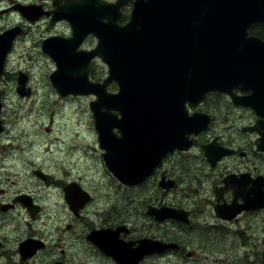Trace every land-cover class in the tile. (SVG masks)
<instances>
[{
	"label": "water",
	"instance_id": "95a60500",
	"mask_svg": "<svg viewBox=\"0 0 264 264\" xmlns=\"http://www.w3.org/2000/svg\"><path fill=\"white\" fill-rule=\"evenodd\" d=\"M126 5L131 6L129 19L120 25ZM53 7L51 22L67 20L72 37L43 41L41 50L55 65L49 82L60 97H95L89 109L102 158L119 183H141L166 154L191 146L189 136L205 130L209 118L200 113L187 116L185 104L199 102L208 92L227 94L233 104L253 110L261 120L249 130L258 133L256 149L264 153V41L247 35L250 23L264 25V0H55ZM14 9L28 21L43 15L33 6ZM18 34V28L0 34V74ZM89 35L97 40L95 49L75 51ZM96 57L108 69L102 83L88 77L89 63ZM25 80L19 78L20 95ZM111 83L118 88L114 94L107 92ZM233 89L250 94L240 97ZM202 149L211 165L232 152L216 140ZM246 176L223 179V189L233 191L234 201L214 207L220 220L231 222L242 212L264 209V178L257 177L248 188L242 181ZM173 186V181L159 184L164 189ZM69 187L79 193L76 185ZM221 192L215 190L217 202ZM80 193L84 203L87 194ZM236 197L243 204L238 205ZM67 203L71 206L69 198ZM146 215L158 222L173 219L189 224L186 211L165 206H148ZM117 229L107 251L117 264H139L147 255L179 248L143 239L129 250L118 240Z\"/></svg>",
	"mask_w": 264,
	"mask_h": 264
},
{
	"label": "rangeland",
	"instance_id": "374dc122",
	"mask_svg": "<svg viewBox=\"0 0 264 264\" xmlns=\"http://www.w3.org/2000/svg\"><path fill=\"white\" fill-rule=\"evenodd\" d=\"M5 4H10V0L2 2V6ZM2 6L0 5V11ZM130 10V6L123 8L122 19L129 16ZM19 20L15 15H0V30L18 23ZM39 27L41 32L45 31L44 23H40ZM60 32H64V29ZM24 37H27L26 40L20 46L18 41V47H15L8 58L6 70L13 74L17 70L26 69L30 76L32 95L29 99H18L14 91L9 89L10 85L7 86L4 82L0 83V91L7 93L4 116L11 126L8 133L13 124H19L29 138L17 132L14 139H10L9 151L4 148L1 150L4 151L3 156L10 158L14 155L13 165L25 161L28 165L33 163V166L51 168L52 174L58 180H79L84 188L92 192L94 200L95 196L98 198L89 209L90 215L105 213L113 220L124 221L129 225L131 234L175 242L181 246L179 254L172 251L147 257L141 264H259L254 257L264 248V212L244 213L230 223L217 220L213 214V190L218 178L229 170L243 168L237 157H227L222 164L214 168L209 166L202 150H196L192 156L181 154L172 159L168 158L164 169L177 184L168 194L157 188L154 175L147 179L144 185L128 189L121 187L105 169L100 157L102 152L97 143L89 109V103L94 97H59L48 82L53 66L52 61L46 60L40 50L39 34L32 32L30 36ZM22 44L32 48L29 58L26 53L20 54ZM95 44L96 41L92 38L84 48H94ZM93 68L90 79L102 83L108 76L106 65L97 59ZM107 89L112 93L117 91L114 83ZM221 97L210 95L206 99L205 109L210 110L218 121L213 124L210 134L223 135L222 138L226 142L238 141L245 136L240 128L252 115L248 114L244 118L242 112H232V106L227 102L226 105L225 97ZM15 112H19V118H15ZM31 138H34V142ZM6 143L5 141L3 145L6 146ZM57 148H60V151ZM73 148L79 153L75 154L76 151L69 155V150ZM73 155L72 161L70 158ZM254 156L256 155L249 153L248 160L255 162L256 168L264 174V158L259 157L258 160ZM169 161L173 162V168ZM147 205H167L185 209L190 213L191 224L189 228H184L173 221L155 223L144 214ZM61 232L63 233L62 230ZM61 245L69 250L62 242ZM82 251L83 257L86 258L89 251L85 248Z\"/></svg>",
	"mask_w": 264,
	"mask_h": 264
},
{
	"label": "flooded vegetation",
	"instance_id": "af4514ba",
	"mask_svg": "<svg viewBox=\"0 0 264 264\" xmlns=\"http://www.w3.org/2000/svg\"><path fill=\"white\" fill-rule=\"evenodd\" d=\"M3 1L5 0H0L1 6ZM54 1L55 0H10V4L2 6L3 9L0 11L1 16L3 14L4 16L15 15L20 19L18 23L0 30V34L11 28H18L19 30V34L13 40L7 51L3 70L0 75V83L2 84L4 82L7 86L10 85L9 89L14 91L18 99H29L32 95L31 85L29 83L30 76L26 69L17 70L16 73L14 72L13 74L8 73L6 70V62L15 47L20 46L21 43L26 40L27 37L24 36H30L32 32H37L39 34L38 44L40 48H42L43 41L50 37L71 38L69 23L66 21H59L55 24H51V12L54 9ZM20 5L33 6L44 14L33 22L27 21L18 11L12 8ZM47 14L50 15L48 16ZM40 23H44V32L40 30ZM62 29H64V32H60ZM247 35L257 37L264 41V25L258 21L250 23L247 28ZM92 38L93 37L88 36L83 39L78 50L92 49V47H89V49L84 48V45ZM18 41L19 45L16 46ZM28 44H30V42H28ZM27 46V44H22L19 52L21 55L26 53L29 58V53L32 51V48H27ZM46 60L51 62L47 57ZM95 61L96 60H93L89 64V76L94 72L93 67ZM51 64L54 69V64L52 62ZM53 69L51 71H53ZM21 76L26 78L23 87V95H20L18 92V88L21 87L19 84V78H21ZM233 94L245 96L249 95L250 92H240L238 89H233ZM5 95H7L6 92L0 91V264H100L99 261H103V264H116L115 260L107 254L109 249L108 244L113 243L112 240H114L116 228L120 229V232H118V239L124 242L121 245L127 246L129 250L136 247L141 239L147 237L141 234H131L129 225L124 221L118 222L113 220L111 216L105 213H92V215H90L89 209L98 198L95 196L96 199L94 200L92 192L84 188L79 180L73 179L71 181H65V178L63 180H58L55 175L52 174L51 168L39 165L33 166V163L28 165L25 161L13 165L12 157H14V155L10 158H8V156H3L4 151L1 150L4 148L6 151H9L8 146L10 144V139L13 140L17 132L29 138V135L24 132V129H21L19 124H13V122L11 123L15 131L13 132L12 128L10 130L11 135L10 132L8 133V129L11 126L4 116L6 111V105L4 107V104H6ZM210 95L216 96L217 98L221 96V98L225 97V104L227 102L232 106V112H242L244 118L248 116V114L252 115V117L246 119L248 122L240 128V131L245 135L243 138L234 142H226L222 138L223 135L210 134L213 124L218 122L212 112L205 109L206 99ZM187 110L189 115L201 113L205 116H209L208 125L205 130L196 137H194L193 134L189 136V139L192 140V147L190 150L187 152L175 151L172 154L164 156L161 162L152 170L151 176H156L157 188L163 193L168 194L176 188L177 184L175 188L168 191L159 188L160 182L165 183L169 180H173L168 176L167 170L164 169L165 165H167V163H165L166 160L181 154L192 156L196 150L201 151L202 146L216 140L219 147L229 149L232 153L228 156L221 157L214 165H211L209 161L206 160L211 168L222 164L227 157H237L243 166V168L229 170L225 174H222L214 187V205L217 203V196L215 194V190L217 189L223 190L220 194L221 198L219 204L229 205L234 201V197L231 189H223L224 185L222 181L226 176L235 175L234 179L237 180L240 178V175H247L242 181L246 182L248 188L253 186L257 177L264 178V174L259 172L256 168L255 162L248 160L249 153L255 154V159L259 160V157L264 158V153L258 152L255 145L259 138L258 133L249 130V128L256 125L260 118L256 116L251 109L233 104L228 96L218 92L206 94L198 104L187 106ZM14 116L15 118H19V112H15ZM17 128H19V130H17ZM113 133L116 134L117 137L120 136L116 130H113ZM5 141L7 142V147L3 145ZM31 141L34 142V138H31ZM235 145H237V147H235ZM76 151L77 150L73 148L69 150L68 154H73ZM201 152L203 154V151ZM78 153L79 151L75 154ZM70 160H74V155ZM169 165L172 168L174 166L173 162ZM164 178L165 180H162ZM146 180L139 186L146 184ZM71 184L76 185L84 194H87L85 203H82L80 190L79 193L70 191L74 190V187H69ZM120 186L125 189L131 188L130 186ZM68 198L71 201V206L67 203ZM235 201L238 205L243 204V200L240 197H236ZM259 211L264 212V209ZM244 213L251 214L255 213V211ZM238 216H240V214L237 215V217ZM61 242L65 244L69 250L64 249ZM72 248H81L82 250L85 248L89 253L86 258H84L82 250L78 249V251H72ZM180 252L181 249L175 251V253L178 254Z\"/></svg>",
	"mask_w": 264,
	"mask_h": 264
},
{
	"label": "trees",
	"instance_id": "16d2710c",
	"mask_svg": "<svg viewBox=\"0 0 264 264\" xmlns=\"http://www.w3.org/2000/svg\"><path fill=\"white\" fill-rule=\"evenodd\" d=\"M254 260L256 262H259V264H264V248L255 254ZM251 264H255V263H251Z\"/></svg>",
	"mask_w": 264,
	"mask_h": 264
},
{
	"label": "bare ground",
	"instance_id": "6f19581e",
	"mask_svg": "<svg viewBox=\"0 0 264 264\" xmlns=\"http://www.w3.org/2000/svg\"><path fill=\"white\" fill-rule=\"evenodd\" d=\"M60 144H61V143H60ZM60 144H59V146H60ZM67 144H68V143H67ZM62 146H63V145H62ZM66 146H67V145H66ZM57 147H58V146H57ZM61 148H62V147H61ZM57 149H58V148H57ZM59 149H60V148H59ZM59 149H58V150H59ZM64 149H65V148H64ZM59 151H60V150H59ZM123 211H124V210H123ZM115 214H116V213H115ZM241 238H242V237H241Z\"/></svg>",
	"mask_w": 264,
	"mask_h": 264
}]
</instances>
